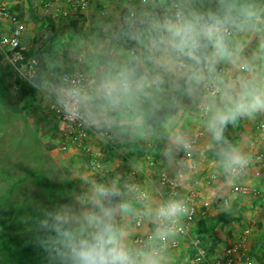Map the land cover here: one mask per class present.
I'll return each mask as SVG.
<instances>
[{"label":"clouds","instance_id":"9594fccd","mask_svg":"<svg viewBox=\"0 0 264 264\" xmlns=\"http://www.w3.org/2000/svg\"><path fill=\"white\" fill-rule=\"evenodd\" d=\"M141 0L129 13L133 38L144 49L140 57L110 64L86 82L68 81L53 87L64 113L96 127H141L153 113L184 94L198 98L213 140L227 144L225 127L239 117L264 112V39L251 58L241 54L244 44L233 34H264V7L253 0ZM260 61L261 63H257ZM234 66L229 77L219 68ZM176 142H181L177 137ZM187 147V145H185ZM225 171L247 164L232 146L222 148ZM115 184H93L70 204L45 210L38 218L40 247L49 264H167L164 242L173 223L188 209L169 199L151 213L156 228L143 249L129 248L117 216L132 211Z\"/></svg>","mask_w":264,"mask_h":264},{"label":"crops","instance_id":"0c3cea01","mask_svg":"<svg viewBox=\"0 0 264 264\" xmlns=\"http://www.w3.org/2000/svg\"><path fill=\"white\" fill-rule=\"evenodd\" d=\"M1 1V5L16 16H33L47 30L42 45L55 50L56 60L45 96L50 90L53 93L54 86L61 85L60 75L74 67L78 56L82 58L84 72L92 79L110 64L134 60L144 51L133 38L134 29L125 16L122 0H83V9L66 18L58 11L63 0ZM134 1L133 8L138 11L141 2ZM232 38L244 44L241 55L251 58L264 34L239 32ZM30 47L35 51L33 45ZM219 68L229 77L240 74L230 64H222ZM197 99L178 95L173 102L151 114L139 128L91 125L84 144L99 164L98 178L102 184H117L125 193L123 199L130 202L132 211L118 215L117 223L125 233L129 248L139 250L133 238L153 229L151 213L167 201L159 175L174 174L181 142L194 139V169L178 180L174 199L181 200L188 191L195 190L199 199L198 212L185 236H171L165 242L167 264H188L194 247L204 250L207 258H214L224 247L240 239L257 261L264 253V162L250 165L236 179L254 190L256 195L238 196L230 191L235 180L229 176V171H225L220 151L230 145L244 155L249 164L255 154L264 156V135L260 139L255 133L264 112L239 117L228 124L223 133L227 141L224 144L213 140L206 126L208 118L202 123L197 122L194 111ZM177 137L181 142H176ZM76 154L79 159L83 158L80 152ZM85 170L81 176L91 174L87 167ZM208 175H214L215 179L206 185L202 180ZM89 188L83 184L82 193ZM136 216L142 217L143 224L139 228L132 225Z\"/></svg>","mask_w":264,"mask_h":264},{"label":"rangeland","instance_id":"374dc122","mask_svg":"<svg viewBox=\"0 0 264 264\" xmlns=\"http://www.w3.org/2000/svg\"><path fill=\"white\" fill-rule=\"evenodd\" d=\"M205 5L209 7L206 0ZM258 6L264 7V3ZM32 17L17 16L24 29L23 45L35 48L32 79L26 78L22 68L10 64L0 49V76L5 74L6 65L12 66L16 78L26 84H31L36 74L39 75L33 93L24 98H18L13 78L0 84V264H49L47 254L37 244V222L42 216L36 218V212L54 210L63 204H70L79 211L81 186L102 184L99 171L81 176L86 173L89 151L70 148L61 153L58 150V127L45 107L51 87L48 96L44 94L52 77L56 54L51 48H43V34L47 30ZM49 145L52 146L50 150L47 149ZM77 152L83 155L82 159ZM22 176L23 181H14ZM40 177L54 184L58 191L47 196L48 188ZM84 177L90 180L85 181Z\"/></svg>","mask_w":264,"mask_h":264},{"label":"built area","instance_id":"2783aa9c","mask_svg":"<svg viewBox=\"0 0 264 264\" xmlns=\"http://www.w3.org/2000/svg\"><path fill=\"white\" fill-rule=\"evenodd\" d=\"M141 2V0H138ZM134 0H122L123 8L125 10V16L129 17V13L135 11L133 8ZM85 3L83 0H63V4L59 7V14L61 17H69L72 13H77L83 9ZM23 25L17 16L9 11V8L0 6V49L7 55L10 64H14L22 68L25 72V76L28 80L32 79L34 74V67L36 65L35 58L24 59L23 52L26 51V46L23 45L24 39ZM83 61L80 56L76 57L74 67L67 73L60 75V84L68 81H80L86 82L89 80L88 74H86L82 68ZM46 111L49 117L57 124V129L60 134V142L58 150L61 153L67 152L70 148H80L83 152H88V148L84 142L87 134L89 133L91 124H88L80 119L69 118L57 102V97L52 93L47 97ZM195 117L198 123L204 122L208 117L205 111L202 110L200 102L197 99L195 107ZM256 136L260 139L264 135V115L261 121L256 126ZM187 145V147L185 146ZM264 162V156L262 154H255L252 158L251 164L247 162L243 168H237L235 171L229 172V176L234 179L230 191L232 194L238 196L256 195V192L250 189L247 185L236 181L244 173V171L250 167V165H260ZM86 167L90 172H95L99 169V164L92 156H88ZM194 169V139H189L181 142L178 163L176 170L172 176H167L165 173L159 175V180L165 188V197L167 201L174 199L176 196V190L178 186V180L181 176ZM215 179L214 175H208L203 178V183L206 185L211 184ZM188 211L182 214L173 223V235L172 236H185L192 225L196 216L198 194L195 190L188 191L181 199ZM200 212V211H199ZM202 212H200L201 214ZM143 224L142 217L136 216L132 220V225L135 228L141 227ZM153 229L148 230L143 235H137L133 238V242L138 249H143L148 243V238L152 235L156 228V221L153 222ZM174 246V244H172ZM165 248V242H164ZM188 264H264V253L259 260H255L252 255L249 254L247 246L244 240L239 241L226 246L222 249L221 254L214 258H207L204 250L198 247H194Z\"/></svg>","mask_w":264,"mask_h":264},{"label":"trees","instance_id":"16d2710c","mask_svg":"<svg viewBox=\"0 0 264 264\" xmlns=\"http://www.w3.org/2000/svg\"><path fill=\"white\" fill-rule=\"evenodd\" d=\"M206 2H208L209 7L215 8L217 7V0H213V2H210V0H206ZM253 2L257 5H262L264 3V0H253ZM206 6V5H205ZM23 57L24 59H29V58H35V51L31 48L28 47L26 49L25 52H23ZM17 65V64H16ZM5 74H3L2 76H0V84L4 83L5 81H8V79L11 77L13 78L12 82L13 84L17 87L18 89V98H24V97H28L30 96L35 87L38 85L39 82V75L36 74V76L33 78L31 84H26L23 83L21 81H19L14 73V68L10 65H6L5 66ZM52 148V146H47V149L50 150ZM33 173V172H32ZM22 177H18L17 179H15V182H20L23 181L25 178ZM41 178V182L48 188V193L47 196L51 195L53 193V191H58V189L55 187L54 184H52L51 182H49L48 180H46V178L44 177H40ZM26 179H30L28 178V176H26ZM43 213H40L39 211L36 212L35 216L36 218L41 217ZM36 235V234H34ZM39 235V234H37Z\"/></svg>","mask_w":264,"mask_h":264}]
</instances>
